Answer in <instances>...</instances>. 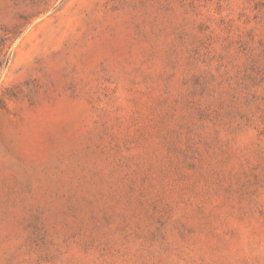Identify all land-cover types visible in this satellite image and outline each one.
I'll list each match as a JSON object with an SVG mask.
<instances>
[{
  "label": "rangeland",
  "instance_id": "1",
  "mask_svg": "<svg viewBox=\"0 0 264 264\" xmlns=\"http://www.w3.org/2000/svg\"><path fill=\"white\" fill-rule=\"evenodd\" d=\"M0 264H264V0H0Z\"/></svg>",
  "mask_w": 264,
  "mask_h": 264
}]
</instances>
